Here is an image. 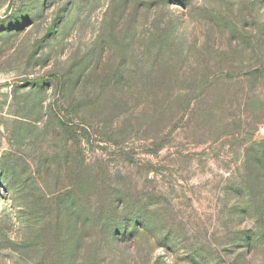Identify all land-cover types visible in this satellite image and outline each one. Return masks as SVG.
I'll use <instances>...</instances> for the list:
<instances>
[{
    "label": "rangeland",
    "instance_id": "rangeland-1",
    "mask_svg": "<svg viewBox=\"0 0 264 264\" xmlns=\"http://www.w3.org/2000/svg\"><path fill=\"white\" fill-rule=\"evenodd\" d=\"M259 212L264 0H0V264H264Z\"/></svg>",
    "mask_w": 264,
    "mask_h": 264
},
{
    "label": "trees",
    "instance_id": "trees-1",
    "mask_svg": "<svg viewBox=\"0 0 264 264\" xmlns=\"http://www.w3.org/2000/svg\"><path fill=\"white\" fill-rule=\"evenodd\" d=\"M257 216V222H256V232H251L249 233V235H244L243 236V240L246 241L247 245L249 246H253V245H257L258 240H262L261 239V235L259 234V232H262V230L264 229V220H262V215L261 212L256 214ZM113 228V227H112ZM112 233H110L105 242H106V246L109 245V247L111 248L113 246V248L115 247V243L117 241H119V236H125L127 235V231L126 233L124 231H122L121 233L118 231V229L113 228L112 229ZM114 260H115V256H113Z\"/></svg>",
    "mask_w": 264,
    "mask_h": 264
}]
</instances>
